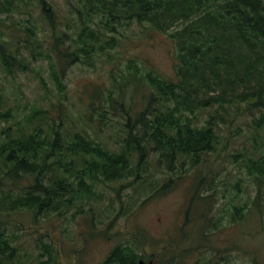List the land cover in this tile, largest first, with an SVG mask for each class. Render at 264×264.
<instances>
[{
    "label": "trees",
    "instance_id": "1",
    "mask_svg": "<svg viewBox=\"0 0 264 264\" xmlns=\"http://www.w3.org/2000/svg\"><path fill=\"white\" fill-rule=\"evenodd\" d=\"M65 2L60 19L56 0H0L2 76L15 81L41 61L57 92L65 94L68 70L78 63L93 67L100 53L119 46L121 30L134 22L167 33L175 48L174 76L154 70L142 75L131 60L127 74L112 77L105 91L96 90L85 110L62 115L58 108L57 121L49 116L55 105L48 97L46 106L25 104L0 86V264H24L9 215L86 213L101 183L141 180L142 189L155 188L158 183L147 170L153 158L163 164L166 178L147 197L168 192L173 182L191 175L196 180L180 230L199 226L214 233L251 211L264 213V0ZM40 82L45 86L41 76ZM142 83L147 102L134 113L131 95ZM214 92L218 95L211 97ZM213 104L223 114L217 109L198 122ZM113 121L122 127L117 140L91 134L94 123L102 131ZM241 121L248 122L253 131L247 137L260 147L249 154L243 148L226 153L250 180L252 193L244 197L238 179L229 193L227 185L219 189L200 175L209 155L244 135ZM48 238L39 246L45 259L37 264L57 259ZM136 243L142 244H119L101 264H138L146 257ZM165 244L166 252H179L175 241Z\"/></svg>",
    "mask_w": 264,
    "mask_h": 264
},
{
    "label": "rangeland",
    "instance_id": "2",
    "mask_svg": "<svg viewBox=\"0 0 264 264\" xmlns=\"http://www.w3.org/2000/svg\"><path fill=\"white\" fill-rule=\"evenodd\" d=\"M56 3L61 9L62 19L66 15L67 4L65 0H56ZM131 60L142 75L148 70H154L166 78L174 76L175 48L167 33L155 31L147 23L134 22L121 30L119 46L100 53L93 67L78 63L68 70L65 94L57 92L41 61L32 62L33 70L20 73L15 81L0 73V86L10 99L18 97L25 104L35 101L40 106H46L48 97L55 105L50 107L53 109L49 116L51 120L57 121L58 108L63 111L62 115H77L85 110L89 98L96 90L105 91L112 77L118 79L127 74ZM40 76L45 86L41 84ZM147 94L145 83L132 93L131 106L134 113L145 107ZM217 95L218 92H214L211 97ZM225 105L232 107V103ZM217 109L220 110L219 104L206 106L202 118L198 116V122L201 123L203 118ZM220 112L223 114L222 110ZM247 123L241 121L239 124L245 132L241 138L236 140L233 136L226 148L221 147L218 153L209 155L208 164L200 174L212 178L211 185H217L219 189L227 185L229 193H234L231 184L238 179L241 197L252 193L250 180L241 163L226 156V153H234L243 148L249 154L255 148H260L257 145L254 147V142L248 139L247 136L253 130ZM121 128L113 121L109 124L110 130L101 131L94 123L90 132L113 142L118 138L115 133H121ZM224 133L228 134L229 131L225 130ZM209 169L213 172L208 173ZM147 170L158 183L155 188L147 185L142 189L141 180L137 183L126 180L122 183H101L97 190L99 194L91 198V210L88 211V206H85L86 213L79 214L72 210L67 216L35 215L33 212L9 215L8 225H12L11 230L18 235L14 244L20 249L24 264H37L38 260L45 259L41 257L43 253L39 246L48 237L57 253L54 264H101L114 247L127 240H139L142 244H136L142 248L141 255H148L147 261L155 257L153 264H253L254 260L257 264H264V213L251 211L242 222L225 224L214 233L199 226L193 232L186 228L180 230L179 224L184 221L195 178L191 175L173 182L168 192L147 197L159 190L166 178L163 164H158L155 158L148 164ZM30 182V179L24 180L25 185ZM227 198L228 194L222 196L221 201ZM167 241L176 242L179 247L177 254L164 250ZM189 244L194 247L192 251L186 250Z\"/></svg>",
    "mask_w": 264,
    "mask_h": 264
},
{
    "label": "water",
    "instance_id": "3",
    "mask_svg": "<svg viewBox=\"0 0 264 264\" xmlns=\"http://www.w3.org/2000/svg\"><path fill=\"white\" fill-rule=\"evenodd\" d=\"M139 264H146L144 261L140 260Z\"/></svg>",
    "mask_w": 264,
    "mask_h": 264
}]
</instances>
